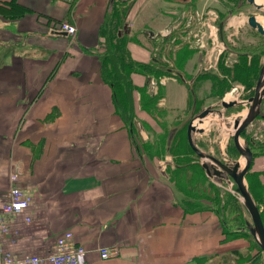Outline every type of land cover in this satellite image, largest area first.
Instances as JSON below:
<instances>
[{
	"label": "crops",
	"instance_id": "obj_1",
	"mask_svg": "<svg viewBox=\"0 0 264 264\" xmlns=\"http://www.w3.org/2000/svg\"><path fill=\"white\" fill-rule=\"evenodd\" d=\"M9 1L0 0V205L11 173L32 201L28 222L11 218L20 233L14 243L7 237L4 249L18 257H44L55 239L70 231L72 242L85 248L83 264H214L210 261L243 258L248 241L223 240L210 208L185 210L183 201L194 197L163 177L156 158L136 150L101 75L100 28L113 2L130 4L123 33L131 58L141 62L149 61L160 41L155 36L194 2L182 0L178 8L172 0H112L111 6V0H12L26 9L14 16L19 9H8ZM62 23L74 26L73 34H49ZM226 24L228 34L238 18ZM218 33L223 40L224 32ZM171 51L163 52L167 59L176 56ZM196 53L198 60L202 54ZM131 79L153 91L143 74L133 72ZM184 85L170 99L164 92L160 104L182 111L188 102ZM136 115L134 108V125ZM252 171L264 184V153L253 157ZM102 246L116 253L101 259Z\"/></svg>",
	"mask_w": 264,
	"mask_h": 264
},
{
	"label": "rangeland",
	"instance_id": "obj_2",
	"mask_svg": "<svg viewBox=\"0 0 264 264\" xmlns=\"http://www.w3.org/2000/svg\"><path fill=\"white\" fill-rule=\"evenodd\" d=\"M172 1V5H176L175 2H177L178 5L176 6H178L179 8V5H181L182 0ZM188 1H190L191 3L194 2L193 6L189 5L187 7V13H181V10H179V22H172V25L165 29L162 33L164 36L170 34L166 40V48H168V50L170 51L171 44V48L175 47L173 48V51H179V55L177 53V59L174 60V65L176 61H179L178 65H180V67L178 69L180 73L177 74V72L173 70L172 73H174V75H169L167 73L162 75L159 79L150 78V84L152 85L153 91H149L145 88V92L147 91L149 93H145V95L142 91V97L145 96V103L147 98L152 99L148 95H156V99L154 100L153 104L152 100L145 104L147 109L150 110H146L143 106H140V91H138L137 89L132 91L133 107L135 108V113L137 114V117H135L134 120V132L133 134H131L132 139L133 142L136 143V150L141 151V154H150L152 158H156L157 165L162 168L164 175L163 177L169 179V182L174 181L179 190L184 195H186V197L187 195H194L199 199V202L203 205H210V202H212L211 200H213V197L211 196V198H209V196L214 195V193L212 192V188L216 187L218 189L217 191L220 194L217 197V199L219 200V206H217V203L215 204V202H212V204H215L214 206L218 207L220 213L223 211L222 214L224 215V217L232 219L231 217L236 215V213L238 212L241 213V216L245 219V221H251L250 215L246 210L245 206L243 205L242 196L240 195V192L238 191L234 181L229 177L220 178L213 174L210 176L207 175L205 169L201 166V162H211V160L206 156H198L189 146L186 136V128L188 122L192 121V123H194L196 127H200V125L196 124V122L198 121L196 115L202 108L210 106L212 109L204 117L206 118V122L201 126L203 130L201 132L195 131L193 133L192 139L194 141L195 146L202 153H204V155H212L217 159H220L221 161L224 160L226 162L232 163L233 161L238 160V158L240 157L239 153L237 152L234 146L232 138V133L234 132L233 120L234 118H240L242 113L247 110V103L243 104L241 102H238L231 107L225 108L221 105V101L223 100V98L231 99L227 98L225 95L226 93L229 94V92L231 91V94L233 96L235 95V97L245 100V103L246 99H248V97H250L253 93L251 91H247L248 88L242 85L241 83L234 81V77H230V72L228 74L221 73L222 68H234L225 67L226 65H224V57H230L229 52L234 50V45L230 46L226 39L225 44L227 49L220 50L215 45L218 42L216 38L220 40V36L218 33L219 30L217 29L216 24L220 20H224V18L229 15V12L227 10H231L230 7H235L234 5L236 1ZM125 6L126 8H129L130 4H125ZM249 11H255L258 14L259 18H264V8L261 10H258L257 8L250 10V8H248L247 12ZM185 14L191 15L193 17L192 23L189 20L187 21L189 17H184ZM245 31L243 32V34L245 35L244 38L241 39L242 41L239 42V44L242 43L241 45H243V47H246L248 43L256 45L264 41V36L258 35L259 37H257L254 32H252L253 35H251V33L247 29H245ZM196 33H198V35L200 36L199 40L195 35ZM173 35L174 37L178 36V43L181 44L174 42V39H172ZM155 37H157V35ZM233 38L234 37H232V39ZM159 40L160 39H158L157 41ZM234 40L236 39L234 38ZM251 40H253L254 42H251ZM191 44L192 47L189 46ZM182 46H185L186 48L181 49ZM236 46L238 47V45ZM199 51L202 55L200 59L196 60L195 55H197L196 52ZM150 52L151 53L149 61L142 63H149L152 61V59L154 58V51L151 50ZM260 60L262 64L264 62L263 55H261ZM172 64L173 59H168L167 65L170 67L172 66ZM184 67L186 71H184ZM136 73L142 75L143 72ZM220 73L222 74V76L220 75ZM223 74L225 75L223 76ZM143 75L145 77H148V75ZM176 75H178V77ZM185 75L187 77L192 75L200 77L195 80V84L190 85L188 84L191 83L190 79H187L188 81H184L185 83H183V81L181 80L180 77ZM203 75L207 76V78H202ZM168 77H173L177 79V82L167 80L166 83H164L163 78L167 79ZM218 77H223L225 79L226 83L229 86L226 89L228 90L227 92L224 93L225 90H223L222 92L219 91L221 85H218V82L223 83V81L218 79ZM181 83L185 84L183 86V89H186L187 87L188 102L186 103V107L183 108L182 111L173 113L171 112V110L169 111L167 107L162 106L160 104V101L162 95H164V92L166 94V97H168L169 99L172 95L178 96L179 92L182 91L181 87H179ZM189 86H194L196 90L191 87V93L189 90ZM235 86L237 87L236 90ZM193 91H195L196 93L194 94ZM194 96H197L198 98L195 103ZM218 111H220L221 113L219 114ZM260 115L261 114H259V116ZM259 116L257 115L256 117H254V123L260 120L263 121V119L259 118ZM246 130L247 129H245V132L243 130L240 134L241 143L244 144V142H246L249 147L257 150L258 147H260L258 141L257 143L251 144L252 140L250 138V134L247 135ZM259 132L262 133L261 137L264 140V126L260 127ZM252 154L254 157L255 154ZM249 171H252V163L249 169L247 170L245 176L248 175L250 179L253 178L257 173L256 171H253V173L251 174ZM188 175L192 177L190 178L188 177ZM224 204L225 209L223 208L222 210ZM237 204L240 206V209L237 208ZM233 207L239 209V211H234ZM228 214L232 215L229 216ZM236 218H238V216ZM239 226L241 225L239 224ZM244 226L245 228L241 226L237 229L238 235H243L236 237L248 241V245L244 249L243 258L235 259L229 257L226 260L221 261L214 259L211 260L210 263L214 262V264H249L251 258L257 257L258 264H264V252L258 246V244L254 242L255 239L249 233L246 227V222ZM245 232L248 233V235Z\"/></svg>",
	"mask_w": 264,
	"mask_h": 264
},
{
	"label": "trees",
	"instance_id": "obj_3",
	"mask_svg": "<svg viewBox=\"0 0 264 264\" xmlns=\"http://www.w3.org/2000/svg\"><path fill=\"white\" fill-rule=\"evenodd\" d=\"M120 1V0H119ZM121 2L115 1L112 3L111 9L108 11L106 15V19L104 23L102 24L100 28V35L103 38L102 41V51L99 52V58H100V65H101V75L104 81L110 86L111 91H112V98L115 104V109L116 113L120 115V117L123 119L127 127L129 128L131 134L134 132V107H133V99H132V91L137 89L140 91V106L144 107L146 110V103L152 100V104L154 103V100L156 99V95H148L152 99L147 98L146 103L144 101V97H142V91L146 94H149L147 91L145 92V88L147 89L146 85L143 86H136L133 84L132 79H131V73L133 72H139L145 75H148V78H155L159 79L162 75L164 74H172V71L175 70L177 74L180 73L178 65L179 61L175 62L174 65V60L177 59L179 55V51L177 50L176 56L173 58V64L172 66L167 65L168 59L164 55L165 51H167L166 48V43H167V37L170 35L166 36H160L157 34V38L159 37L160 41L158 42L157 46L154 47V58L152 59L151 62L149 63H142L141 61H136L131 58L129 51L127 49V40H128V35L123 33L121 35H118V31L122 29L124 23H125V17H126V11L127 8L125 5H120ZM7 6L9 7L8 9H13V10H18L19 13L14 15L18 16L24 12H26V9L23 6L18 5L14 1H9L7 3ZM17 7V8H16ZM16 8V9H15ZM12 10V11H13ZM12 13V12H11ZM187 15L185 14V17ZM188 21V19H187ZM172 39H174L175 43H178V36L174 35L172 36ZM181 44V43H178ZM182 48H186L185 46H182ZM171 51V50H170ZM173 51V49H172ZM171 51V52H172ZM164 52V53H163ZM178 53V55H177ZM244 66L242 65L240 68L236 69V72H234V76L237 79H240L241 81L247 83L248 78H250L249 74L243 71ZM165 68V70H164ZM182 69V68H181ZM256 70H259V68H256ZM237 76V77H236ZM222 81V80H221ZM224 82V81H223ZM218 85H221V88L219 90L222 92L227 86L226 84L222 82H218ZM139 87V88H136ZM141 88V89H140ZM223 89V90H222ZM191 92V90H190ZM192 93V92H191ZM144 102H143V101ZM254 144V143H251ZM252 150V153L255 155L264 153V145L258 147L257 150L253 149L250 147ZM138 152L141 153V151L137 150ZM251 174L253 171H249ZM259 173H256L253 178L249 179V176H245L246 182L248 185V189L253 197L254 202L256 203L258 207V211L260 214L261 221L264 226V184H262L259 180L258 177ZM188 177H192L188 175ZM212 188V187H211ZM216 188V187H215ZM212 188V192L214 195H210L213 197V200H211L213 203L217 206L218 204V199L217 197L220 195L219 192L217 191L218 189ZM193 200H185L183 201V204L185 206V210H200L204 208H210L213 212H215L219 218L220 221V226L222 233L224 235L223 240L227 239H232L236 238L238 236H242L243 234L238 235V228L243 226L245 228V219L241 216V213H236L232 219H228L227 217H224L222 212L220 213V210L218 209L217 206H214L212 202H210L209 206H204L202 203L199 202V199L194 196ZM215 196V197H214ZM237 208L240 209V206L237 204ZM225 209V204L222 207ZM234 208V211H239V209ZM232 211V212H234ZM231 216L232 214H228ZM238 216V218H236ZM241 221V222H240ZM239 223L241 226H239ZM236 228V229H235ZM246 233V232H245ZM244 233V234H245ZM248 235V233H246ZM256 244L257 242L254 241ZM256 258H251V261L249 264H258Z\"/></svg>",
	"mask_w": 264,
	"mask_h": 264
},
{
	"label": "built area",
	"instance_id": "obj_4",
	"mask_svg": "<svg viewBox=\"0 0 264 264\" xmlns=\"http://www.w3.org/2000/svg\"><path fill=\"white\" fill-rule=\"evenodd\" d=\"M61 31H64L66 34H73L75 28L67 23H62L60 26L50 29L49 34H58V32ZM216 40L218 42L215 45L220 50L227 49L224 40H219L217 38ZM229 93L232 92L230 91ZM227 94L228 93L225 95ZM227 98L231 99L223 98V100L226 102L237 101L236 103H247L248 106V99H246V102L244 103L245 100L235 97V95ZM260 118L262 119L264 117L262 116ZM263 123L264 119L263 121L260 120L256 123L251 121L248 125V127H250L246 128V132L250 134L251 132H249L248 129L255 127V131L250 134V137L253 136V138L256 139V134L259 132L260 127L264 126ZM222 162L230 163L224 160ZM17 179V173H11L9 175L10 186L7 192V197L0 205V264H83L85 248L82 245L74 244L72 242V233L70 231H65L60 234L55 239L54 250L44 257L37 254H27L18 257L11 250L4 249V240L8 237V240L11 243H14L20 233L18 228L12 227L11 218L14 216H22L25 222L30 220V217L26 214V209L32 201V196L17 184ZM115 253L116 251L112 247L102 246L98 248V254L101 259H107Z\"/></svg>",
	"mask_w": 264,
	"mask_h": 264
},
{
	"label": "water",
	"instance_id": "obj_5",
	"mask_svg": "<svg viewBox=\"0 0 264 264\" xmlns=\"http://www.w3.org/2000/svg\"><path fill=\"white\" fill-rule=\"evenodd\" d=\"M252 2L253 0H249ZM110 1V6H111ZM248 23L256 27L259 33L263 34L264 29L260 25L259 22H257L253 16L248 17ZM222 25V22L219 24V30ZM127 25L124 24L123 28L118 31V35L122 34L123 32H127ZM60 34H66L64 31L58 32ZM148 34L150 35L151 32L149 31ZM264 98V62L261 64L258 77L256 80V84L254 87L253 94L248 97V107L245 111V114L242 116V118H236L233 120V128L234 132L232 133L233 143L234 146L239 153L240 157L243 158V165L242 167L238 168L239 162L238 160L233 161L232 163H224L220 159H217L216 157L212 155H204L194 144V141L192 139L193 133L195 131L201 132L203 129L201 127H196L192 121H189L186 128V136L187 141L191 149L200 157H208L211 162L209 161H203L201 162V166L205 169V172L207 175H216L218 177H230L234 183L236 184V187L238 191L240 192V195L242 196V202L245 206L246 210L248 211L250 215L251 221H246V227L251 234V236L255 239L258 246L262 249L264 252V226L260 218V214L258 211V207L256 203L254 202L248 187L245 182V174L249 167L251 166L253 154L250 147L247 145L246 142L242 144L240 142V134L243 130H245L248 125L251 123L252 119L256 117L257 115L261 114V108L260 104L262 99ZM235 101H221V105L225 108L229 106L235 105ZM211 111V107H206L205 109H202L199 111L196 115L198 120H202L208 112ZM219 114L221 113L218 111ZM219 178V179H220Z\"/></svg>",
	"mask_w": 264,
	"mask_h": 264
},
{
	"label": "flooded vegetation",
	"instance_id": "obj_6",
	"mask_svg": "<svg viewBox=\"0 0 264 264\" xmlns=\"http://www.w3.org/2000/svg\"><path fill=\"white\" fill-rule=\"evenodd\" d=\"M235 1H236L235 5H234L235 7H230L231 10H227L229 12V15L227 17H225L224 20H220L216 24V27L219 29V24H220V22H222V25L220 27V30L222 31V33L224 32L223 36H222V39L223 40L226 39L227 42L230 44V46L234 45V47H235V48H233L234 50L229 52V56L230 57H227V56L224 57V65H226L225 67H234V68L233 69H223L222 68L221 69V71H222L221 73L228 74L230 72L231 73L230 77H232V78L234 77L233 78V79H235L234 81L241 83L242 85H244L245 87L248 88L247 91H251L253 93L254 87H255V84H256V80H257V77H258V73H259V70H256V68L260 69V66H261L260 65L261 64L260 58H261V55L264 56V53H263L264 52V41L261 42L260 44H256V45L248 43V45L246 47H243V45H241L242 43L239 44V42L242 41L241 39H243L244 36H245L243 34L245 29H247L251 33V35H253L252 32H254L257 35V37H259L260 35L264 36V33L263 34L259 33V31L257 30L256 27H253V26H251L248 23V17L249 16H253L254 19L257 22H259L260 25L262 26V28L264 29V27H263V25L261 24V21H260V19H262V18H259L258 14L255 11L247 12L248 8H250V10L251 9H256V8L258 10L259 9L260 10L263 9L264 8V1L263 0H253L252 2H250L249 0H235ZM233 8H234V11H233ZM227 9H228V7H227ZM231 16H233V17H231ZM184 17H182V18H184ZM186 17H189L190 19L188 18V20L191 21V23H192L193 17L191 15H187ZM230 17H231V19H235V20L238 18L239 24H235V25L231 24V26H230L231 27V31H229L228 34L227 33L225 34V30L228 27V25L226 23H227L228 19H230ZM176 22H179V18H177L175 20V23ZM205 22H207V21H205ZM207 23H209V22H207ZM182 25H183V22H182ZM245 32H247V31H245ZM195 35L197 36V39L199 40L200 36L198 35V33H196ZM217 35H218V33H217ZM232 37H234L236 40H234V38L232 39ZM251 42H254V41L251 40ZM236 45H238V47ZM240 46H242L243 48L240 47ZM233 62H234V65H233ZM242 65L244 66L243 67L244 68L243 71L248 73L249 76H250V78H248V82L247 83L241 81L240 79L235 78V76H234V72H236V69L240 68ZM187 73H189V72H187ZM221 73H220V75L222 76ZM172 74L174 75V73H172ZM225 74H223V76ZM176 76L178 77V75H176ZM185 76H181L180 77L181 80L183 81V83H185L184 81H188L190 79L191 83H188L190 85L191 84H195L194 83L195 80H197V78L200 77V76H195V75H192V76H189V77H187V76L185 77ZM202 78H207V76L203 75ZM202 78H201V80H202ZM208 78H210V77H208ZM218 79L224 81L223 83L226 84L227 87H229L223 77H221V78L218 77ZM191 87L194 90H196L194 86H189V90H191ZM227 87L224 89L225 90L224 93L228 91V90H226ZM236 89H237V87L235 86V90ZM193 93L195 94L196 92L193 91ZM196 100H198V98H197V96H194V103H195ZM263 100H264V98H263ZM262 101H261V104H260V108H261L262 113H261L260 116L258 115L259 118L262 117V116L264 117V101L263 102ZM235 102H237V101H235ZM194 103H193V105H194ZM207 107H210V106H207ZM229 107H231V106H229ZM205 108L206 107H204L202 109H205ZM253 119H255V118H253ZM253 119H252V121H253ZM262 119H264V118H262ZM248 131L251 132L250 134H252L255 131V128H250V129H248ZM244 132H245V130H244ZM246 134L248 135L249 133L246 132ZM261 135H262V133L258 132L256 134V136H257L256 139H254L253 136L250 137L251 140H252L251 143H257V141H258L259 145H263L264 144V140L262 139Z\"/></svg>",
	"mask_w": 264,
	"mask_h": 264
},
{
	"label": "bare ground",
	"instance_id": "obj_7",
	"mask_svg": "<svg viewBox=\"0 0 264 264\" xmlns=\"http://www.w3.org/2000/svg\"><path fill=\"white\" fill-rule=\"evenodd\" d=\"M260 21H261V24L263 25V27H264V19H260ZM230 96H232V94L231 93H229V94H227L226 95V97H230ZM246 111V110H245ZM245 111L242 113V115H241V117H240V119L242 118V116L245 114ZM198 121H200V120H198ZM196 122V124H198V125H200V126H202L205 122H206V118H203L200 122ZM240 142H241V140H240ZM238 162H239V165H238V168H240V167H242V165H243V158L242 157H239L238 158ZM230 178V177H229ZM246 181V180H245ZM249 190V189H248ZM250 192V191H249ZM251 194V193H250ZM252 196V195H251ZM253 198V197H252Z\"/></svg>",
	"mask_w": 264,
	"mask_h": 264
}]
</instances>
